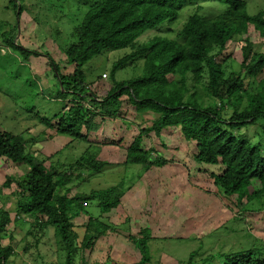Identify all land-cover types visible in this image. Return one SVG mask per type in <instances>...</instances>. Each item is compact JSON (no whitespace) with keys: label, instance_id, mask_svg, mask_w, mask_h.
<instances>
[{"label":"trees","instance_id":"1","mask_svg":"<svg viewBox=\"0 0 264 264\" xmlns=\"http://www.w3.org/2000/svg\"><path fill=\"white\" fill-rule=\"evenodd\" d=\"M10 1L19 18L24 12L22 2ZM192 1L97 0L73 31L76 43L63 50L66 63L73 66L72 73L63 74L47 54L58 86L56 100L65 104L49 119L34 114L37 122L33 127L42 126L43 135L50 133L84 144L90 152L92 148L100 152L105 145L116 146L91 141L92 133L101 125L119 121L133 127L137 135L125 150L124 175L131 165L146 172L152 167L164 169L173 162L155 145L145 149L143 143L153 134L161 140L167 129H176L183 143L194 150L197 165L221 167L220 174L211 176L220 193L233 204L230 208L236 210L235 221H240L242 214L264 211V147L239 133L264 122V52L255 49L250 39L251 29L264 39V11L249 15L244 0H213L227 6L223 14L207 18L196 11L188 16L176 39L156 35L146 43L138 42L145 33L175 23ZM15 36L3 34L7 48L19 51L25 60L40 55L15 44ZM233 42L243 43L237 70L224 56ZM127 49L131 52L113 64L110 82L99 76L88 83L86 72L92 73L93 68L85 70L87 64ZM138 59L144 60L141 76L116 80L120 68ZM260 127L264 133V124ZM95 154L81 155L67 165L55 164L53 156H35L22 136L0 131V159L29 168L20 179H6V187L13 183L17 187L13 192L17 208L14 219L10 212L0 209V233L18 220L30 223L32 235L34 231L43 235L52 228L66 253L65 264H75L78 253L81 264H88L84 254L108 232L115 231V225H108L102 216L119 207L127 181L124 177L115 186L71 195L74 181L88 182L90 175H100L114 165L95 161ZM83 171L88 173L84 179ZM93 205L98 217L91 211ZM82 215L87 222L78 243L79 236L72 228ZM152 232L147 227L137 236L128 235L143 256L138 264L149 261ZM13 255V247L0 245V264H12ZM197 255L191 253L186 264H264V240L257 239L250 247L236 251L211 253L200 262L195 261Z\"/></svg>","mask_w":264,"mask_h":264},{"label":"rangeland","instance_id":"2","mask_svg":"<svg viewBox=\"0 0 264 264\" xmlns=\"http://www.w3.org/2000/svg\"><path fill=\"white\" fill-rule=\"evenodd\" d=\"M20 1L24 12L18 18L11 1L0 0V131L22 136L35 156L41 159L53 156L55 164L67 165L81 155L96 152L95 161L114 164L106 167L100 175H90L88 182L74 181L70 185L71 195L76 191L88 193L115 186L124 177L127 180L119 207L102 216L107 218L108 225H115V231L108 232L84 254L88 264H138L143 256L138 245L128 240V235L137 236L142 228L147 227L153 232L151 241H148L150 258L146 264H186L194 252L199 254L195 261L200 262L211 253L236 251L250 247L257 239L264 240V211L242 214L240 221H235L236 210L230 208H234L233 204L220 193L211 176L220 174L221 167L197 165L192 156L194 150L183 143L176 129H167L161 140L153 134L143 143L145 149L155 145L160 154L173 162L164 169L152 167L146 172L141 166L131 165L124 175L125 150L137 135L133 127L124 126L119 121L101 125L98 132L92 133L91 141L112 142L116 146L105 145L100 152L92 148V153L84 144L50 133L43 135L42 126L33 127L37 122L34 114L49 119L61 112L65 104L56 100L58 86L47 54L63 74L72 73L73 66L66 63L63 50L76 43L72 38L73 31L97 0ZM244 1L249 15L264 11V0ZM226 8L213 0H193L180 12L175 23L145 33L138 42L146 43L156 35L176 39L189 15L197 11L207 18H214L223 14ZM9 33L16 35L15 44L40 55L33 54L25 60L19 51L7 48L2 36L6 34L9 38ZM250 39L255 49L264 52V39L253 29L250 30ZM242 46L241 42H233L224 53L234 70L239 69L242 62ZM130 52V49L117 51L101 60H92L84 68H93L92 73L86 72L88 83L99 76L110 82L113 64ZM143 66V59L126 64L116 73V80L138 78L143 73ZM263 124L251 125L239 133L253 144L261 143L264 147V133L262 127L259 128ZM161 143L165 144L164 148ZM28 171L26 165L0 159V209L10 212L13 219L17 208L13 192L17 187L14 183L8 187L4 184L8 177L20 179ZM83 174V179L88 176L86 171ZM91 211L98 217L96 205ZM86 222L87 217L83 215L73 222L72 230L79 236L78 243ZM31 230L29 222L18 220L0 233V245L13 247L12 264H65L66 253L54 229L50 228L43 235L38 231L32 235ZM81 262V253H78L74 263Z\"/></svg>","mask_w":264,"mask_h":264}]
</instances>
